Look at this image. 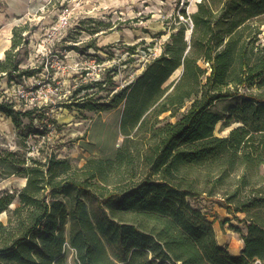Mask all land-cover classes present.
Here are the masks:
<instances>
[{
	"label": "trees",
	"instance_id": "trees-1",
	"mask_svg": "<svg viewBox=\"0 0 264 264\" xmlns=\"http://www.w3.org/2000/svg\"><path fill=\"white\" fill-rule=\"evenodd\" d=\"M181 13L161 54L133 82L104 104L78 103L123 107L125 140L114 159L75 167L54 154L30 163L0 157L26 179L0 195V217L8 214L0 264H70V250L77 264H264V0H200L194 13ZM32 32L30 22L15 26L0 53V81L9 86L43 72L24 67ZM227 100L235 101L227 114L214 111ZM0 112L20 129L35 111L0 93ZM221 121L239 126L219 137ZM201 196H221L245 226L231 225L242 233L240 255L219 245L213 223L190 202ZM106 244L119 249L116 258Z\"/></svg>",
	"mask_w": 264,
	"mask_h": 264
},
{
	"label": "rangeland",
	"instance_id": "rangeland-1",
	"mask_svg": "<svg viewBox=\"0 0 264 264\" xmlns=\"http://www.w3.org/2000/svg\"><path fill=\"white\" fill-rule=\"evenodd\" d=\"M198 1L0 0V52L10 46L13 28L30 22L32 53L24 67L29 64L43 67L38 77L25 79L20 84L9 86L6 78L0 81V93L14 101L16 109L35 111L31 117L22 116L20 129L11 117L0 112V157L13 153L16 159L29 162L30 157L43 159L54 154L68 159L75 167H82L92 158L114 159L125 140L121 130L123 107L98 111L79 108L78 103L109 102L144 70L145 61L140 53L160 44L159 31L169 28L175 19L183 20L181 10L191 13ZM62 21H67L65 27H60ZM94 29L98 33L93 35ZM92 41L94 47L86 49ZM135 45L137 50L133 55L129 47ZM179 75L177 71L171 80ZM36 88L50 92L58 88V95H53L56 104L45 100L30 103L19 98L21 90ZM234 103L222 101L213 109L227 114ZM65 117L69 118L68 122L64 121ZM175 121L176 118L171 119ZM223 124L221 121L215 130L219 137L227 136L239 126L233 123L224 127ZM18 169L17 165L0 158V195L16 192L26 184ZM260 175L264 179V166ZM190 202L202 209L213 223L219 245L232 256L240 255L244 246L242 233L231 225L242 231L245 226L229 214L221 196L211 199L201 196ZM98 204L94 202L90 207L99 214ZM238 216L244 218L245 214ZM7 218L8 214L3 213L0 220L6 222ZM227 219L231 222H226ZM106 246L108 253L116 258L119 249L110 244ZM68 262L77 264L71 250Z\"/></svg>",
	"mask_w": 264,
	"mask_h": 264
},
{
	"label": "built area",
	"instance_id": "built-area-1",
	"mask_svg": "<svg viewBox=\"0 0 264 264\" xmlns=\"http://www.w3.org/2000/svg\"><path fill=\"white\" fill-rule=\"evenodd\" d=\"M67 25V21H62L60 27H65ZM161 50L158 46H155V47H152V48H149L147 50H145L144 52L140 53L141 56H142V59L145 61L144 62V66L150 62L151 60L155 59L156 57H158L160 54H161ZM136 53L134 52L133 55H135ZM66 56V55H64ZM59 66L62 65V63L58 64ZM38 77V76H36ZM36 77H31V78H36ZM137 77V76H136ZM135 77V78H136ZM134 79H132L128 84H130L131 82H133ZM37 81V80H36ZM58 91L59 89H55L53 91H44L43 89L41 88H36V89H31L29 91H27L26 89H23L19 92V98L21 100H24L26 102H30V103H35V102H38V101H41V100H45V101H48V102H51L53 105L56 104V99L53 97L54 96H57L58 95ZM9 100V99H8ZM11 103L14 102V101H11L9 100ZM15 104V103H14Z\"/></svg>",
	"mask_w": 264,
	"mask_h": 264
},
{
	"label": "crops",
	"instance_id": "crops-1",
	"mask_svg": "<svg viewBox=\"0 0 264 264\" xmlns=\"http://www.w3.org/2000/svg\"><path fill=\"white\" fill-rule=\"evenodd\" d=\"M199 2V1H198ZM197 2V3H198ZM197 3L195 4V6H194V9H193V11H191V13H194L196 10H197ZM191 13H189V14H191ZM172 26V25H171ZM171 26L169 27V28H164V29H162V30H160L159 31V33H160V35H159V37H161V39L159 40L160 41V44H158L157 45V43L155 44L156 46H158L159 48H160V50L162 51V48H163V43L165 42V41H167L168 40V38L170 37V35H171ZM111 30H113V29H111ZM98 33V32H97ZM158 33V34H159ZM11 44H12V42H11ZM11 44H10V46L9 47H7V48H5V50H4V52L3 53H1L2 55H4V53H5V51L6 50H8L10 47H11ZM33 45H34V43H33ZM35 49H36V46L34 45L33 46ZM30 55H31V51H32V49H31V45H30ZM83 53H85V52H83ZM30 58V57H29ZM30 66H32L31 64H29ZM29 65H25V67L26 66H29ZM216 231V230H215ZM256 264V263H255Z\"/></svg>",
	"mask_w": 264,
	"mask_h": 264
},
{
	"label": "bare ground",
	"instance_id": "bare-ground-1",
	"mask_svg": "<svg viewBox=\"0 0 264 264\" xmlns=\"http://www.w3.org/2000/svg\"><path fill=\"white\" fill-rule=\"evenodd\" d=\"M64 121L68 122L69 121V118L65 117L64 118Z\"/></svg>",
	"mask_w": 264,
	"mask_h": 264
}]
</instances>
